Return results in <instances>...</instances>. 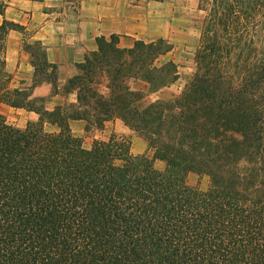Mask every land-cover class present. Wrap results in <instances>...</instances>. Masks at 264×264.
Wrapping results in <instances>:
<instances>
[{
  "label": "trees",
  "instance_id": "16d2710c",
  "mask_svg": "<svg viewBox=\"0 0 264 264\" xmlns=\"http://www.w3.org/2000/svg\"><path fill=\"white\" fill-rule=\"evenodd\" d=\"M200 10L196 68L173 101L140 109L129 85L177 81L178 66L158 61L172 45L120 49L116 35L99 37L70 81L78 105L48 112L26 92L0 95L40 116L20 129L0 114V264H264V0H202ZM104 75L109 93L96 87ZM115 118L152 158L124 138L86 148L68 125L102 130ZM191 173L209 177L206 191Z\"/></svg>",
  "mask_w": 264,
  "mask_h": 264
},
{
  "label": "crops",
  "instance_id": "0c3cea01",
  "mask_svg": "<svg viewBox=\"0 0 264 264\" xmlns=\"http://www.w3.org/2000/svg\"><path fill=\"white\" fill-rule=\"evenodd\" d=\"M200 2L189 0L193 7H183L176 0H0V85L4 86L0 95L26 92L28 102L48 112L78 105V91L70 81L83 74L80 66L98 51L97 39L116 35L120 49H132L137 41L151 43L160 39L172 45V50L158 61H172L178 66L177 81L157 91L144 80H132L129 85L143 95L138 103L140 109L158 100L173 101L196 68L204 19V12L197 8ZM6 23L19 28L3 29ZM38 48L45 53L47 67ZM52 76L55 83L48 79ZM99 82L97 89L109 93L107 76L99 77ZM37 99H43V104L35 102ZM0 114L7 122L12 115L19 116L21 126H13L20 129L40 118L35 111L12 107L2 100ZM68 125L80 138L110 128L122 135L133 132L120 118L107 121L102 130H86L83 120H70ZM45 130L58 132L59 128L46 124ZM144 139H133L140 144V154L148 146Z\"/></svg>",
  "mask_w": 264,
  "mask_h": 264
},
{
  "label": "rangeland",
  "instance_id": "374dc122",
  "mask_svg": "<svg viewBox=\"0 0 264 264\" xmlns=\"http://www.w3.org/2000/svg\"><path fill=\"white\" fill-rule=\"evenodd\" d=\"M196 1H199V0H196ZM200 1L202 2V0H200ZM176 2H178L180 4V6H183V7H186V6L188 7L190 5L192 6V4L188 3L189 0H176ZM201 2H200V4H201ZM200 4L198 3V6L199 7H197L199 9H200ZM198 18L201 20V16H199ZM18 119H19V116H17V115L14 114V115H12L11 117L8 118V123L11 124V125L14 124V125L21 126L18 123ZM105 131L106 132H103V133L100 132V131L99 132H92L93 134H88L87 136H85L84 138H82L83 141H84L85 147L86 148H90L95 140L107 141L110 138H119V139L120 138H124L125 140H127V141L130 142L131 152L134 155H146L149 158H152L153 157V152L148 148L146 141H145L146 142V146H147L146 151L144 153H141V154L139 153L140 144L135 143L133 141V139H135V138H141V140H143L144 137L138 135L137 133L132 132V133H130L128 135H122L120 133L112 132V129L111 128L110 129H107ZM155 167L158 170H163L164 167H165V164L162 161H158L157 160L155 162ZM188 182H189V184L191 186H195V187L199 188L200 190L206 191L208 189V187H209L210 179H209V177H207L205 175H199V174H196V173H191L189 175V177H188Z\"/></svg>",
  "mask_w": 264,
  "mask_h": 264
}]
</instances>
